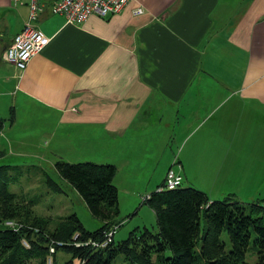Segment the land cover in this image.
I'll return each mask as SVG.
<instances>
[{"label": "crops", "instance_id": "obj_1", "mask_svg": "<svg viewBox=\"0 0 264 264\" xmlns=\"http://www.w3.org/2000/svg\"><path fill=\"white\" fill-rule=\"evenodd\" d=\"M39 1L29 21V0H0V117L14 114L2 133L39 118L53 126L47 146L100 149L118 194L146 195L172 165L182 175L215 157L261 191L264 0H131L80 24ZM27 22L49 42L19 70L1 53Z\"/></svg>", "mask_w": 264, "mask_h": 264}, {"label": "trees", "instance_id": "obj_2", "mask_svg": "<svg viewBox=\"0 0 264 264\" xmlns=\"http://www.w3.org/2000/svg\"><path fill=\"white\" fill-rule=\"evenodd\" d=\"M13 118L12 109L7 119L0 117V132ZM4 155L0 150V158ZM9 169L8 164L0 165V264H27L32 259L43 264H264V196L244 202L227 193L211 199L183 177L173 188L165 187L164 178L142 197V204L153 210L156 225L136 226L115 240L124 221L114 184L116 165L57 159L55 176L44 174L47 189L62 193L70 188L77 193L100 221L93 230L76 213L52 222L36 215L32 209L36 200L8 187L14 182ZM13 220L21 225L7 223ZM58 251L68 257L58 260Z\"/></svg>", "mask_w": 264, "mask_h": 264}, {"label": "rangeland", "instance_id": "obj_3", "mask_svg": "<svg viewBox=\"0 0 264 264\" xmlns=\"http://www.w3.org/2000/svg\"><path fill=\"white\" fill-rule=\"evenodd\" d=\"M8 116V115H7ZM7 118V117H6ZM0 133V150L5 151L4 157L0 158V165H10V176L14 177V182H10L8 187L18 195L36 200L33 211L38 216L48 218L50 222L57 216L76 213L83 225L93 230L100 226V221L94 218L86 209L81 198L70 188H65V192L58 193L47 189L45 185V173L55 176L53 163L57 159H64L68 162L94 161L100 163L105 157L99 154V150L93 149H56L53 144L47 146L43 132L53 128V126L39 122V118H33L27 126L16 125L12 130L7 129ZM207 160L202 163L185 165L183 178L189 183L201 188L211 199H217L227 193H234L241 201L264 196V183L260 190L256 191L257 185L253 176L244 166H236L230 162H219L218 158ZM175 172H181L180 166L172 165ZM42 169L45 171L42 172ZM161 170L159 166L158 173ZM161 172V171H160ZM160 175H155L154 178ZM165 177V176H163ZM160 178L158 182H161ZM153 180H151L152 182ZM150 182V183H151ZM185 185V183H183ZM154 187L150 188L149 192ZM135 196H130L126 191L121 190L118 194L119 216L124 218L123 224L115 232L114 239L125 238L129 231L136 226L154 227L156 225L155 214L146 204H142V197L145 195L141 191ZM10 225L20 226L15 220L7 222ZM68 255L63 251H58L56 258L62 260ZM50 263V258L47 259ZM27 264H43L39 259H32Z\"/></svg>", "mask_w": 264, "mask_h": 264}, {"label": "built area", "instance_id": "obj_4", "mask_svg": "<svg viewBox=\"0 0 264 264\" xmlns=\"http://www.w3.org/2000/svg\"><path fill=\"white\" fill-rule=\"evenodd\" d=\"M131 0H54L50 6L53 13L62 14L68 22L80 24L91 14L106 17L119 12ZM42 10L39 0H29V21L36 20ZM142 8L134 13H142ZM49 42L41 30L27 22L3 49L1 60L23 70L32 56L40 52ZM182 182V175L172 168L165 174V187L173 188ZM50 251H53L51 248Z\"/></svg>", "mask_w": 264, "mask_h": 264}]
</instances>
